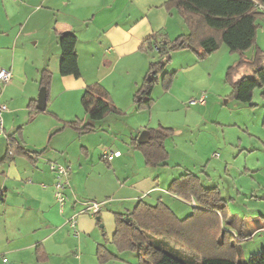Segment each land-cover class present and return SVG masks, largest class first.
I'll return each instance as SVG.
<instances>
[{
  "label": "crops",
  "instance_id": "crops-1",
  "mask_svg": "<svg viewBox=\"0 0 264 264\" xmlns=\"http://www.w3.org/2000/svg\"><path fill=\"white\" fill-rule=\"evenodd\" d=\"M167 1L0 0V70L12 75L0 87V104L7 107L0 115V264H98L99 245L117 258L108 264L134 263L135 253L121 260L110 241L103 244L85 205H101L99 219L108 225V235H114L111 220L115 214L130 213L127 206L166 205V187L180 175L191 173L201 181L188 169L169 172L167 162L147 167L134 144L137 135L150 129L145 125L153 123L157 106L137 111L133 104L148 63L157 54L143 52L141 45L155 35L172 40L188 34L175 9L165 6ZM67 33L77 38L79 79L59 74V36ZM44 70L51 75L48 102L44 112L33 115L27 106L36 102ZM184 70L180 66L174 72ZM93 84L105 89L121 113L96 122L89 134L61 127V122L87 123L80 99ZM171 91L172 86L167 94ZM67 96L75 103H63ZM175 98L183 102L189 97ZM136 117L137 122H127ZM12 135L24 151L40 155L31 158L17 152L8 158L7 137ZM51 164L69 170L62 209Z\"/></svg>",
  "mask_w": 264,
  "mask_h": 264
},
{
  "label": "trees",
  "instance_id": "trees-1",
  "mask_svg": "<svg viewBox=\"0 0 264 264\" xmlns=\"http://www.w3.org/2000/svg\"><path fill=\"white\" fill-rule=\"evenodd\" d=\"M165 6L175 9L186 25L188 34L173 41L159 35L146 39L141 45V50L149 54L156 49L160 57L166 56L169 51L190 50L199 58H203L216 52L221 44L231 53L243 54L254 44L255 21L259 17H264V0H168ZM76 44L77 38L73 34L59 36L61 77L71 76L79 79L81 76ZM257 63L258 58L253 61L243 58L227 70V80L232 85V95L241 104H249L253 91L257 87H264V65L258 66ZM158 65L153 62L149 64L147 77L135 95L138 111L149 110L153 104L151 92L153 83L156 82L155 68ZM240 69H250L252 76L235 78ZM173 76L174 73L164 75L163 85L166 90L169 89ZM50 82L51 75L44 70L39 85L40 88L45 89L46 103ZM80 105L87 117V123L77 120L63 124L64 128L73 129L80 134L92 133L96 122L111 114L121 113L99 84L86 87ZM35 106V101L28 103L29 113L33 115L42 113L36 111ZM166 131L168 130L164 128L148 130L149 140L145 144L134 141L135 148L142 154L147 167L165 166L168 158L164 147ZM7 142L10 151L8 158L17 152L31 158L40 155V153L24 151L13 135L7 137ZM167 192L184 197L189 202L193 200L199 203V207L193 208L192 214L182 220L161 202L154 206L138 202L130 213L115 214L116 230L111 243L117 252L135 253L137 264H242L231 256L232 236L219 229L217 217L226 214V204L222 203L213 191H205L197 176L186 173L172 180ZM94 217L102 231L98 214ZM124 218L127 223H124ZM102 237L105 244L107 242L105 235L103 234ZM166 238L181 243L200 256L201 261L195 262L189 255L170 246ZM227 250H230V254L226 252ZM96 260L98 264H104L116 261L117 258L103 245H99L96 249ZM243 264H264V252L250 256Z\"/></svg>",
  "mask_w": 264,
  "mask_h": 264
},
{
  "label": "rangeland",
  "instance_id": "rangeland-1",
  "mask_svg": "<svg viewBox=\"0 0 264 264\" xmlns=\"http://www.w3.org/2000/svg\"><path fill=\"white\" fill-rule=\"evenodd\" d=\"M255 27L254 44L243 54L231 53L221 44L216 52L203 58L190 50L183 54L181 51H169L164 57L154 54L147 66L148 71L151 62L160 64L155 68L156 82L151 92L152 107L157 103L153 123L145 126L150 128L148 130H168L164 147L168 154L169 172L177 170L178 174L179 170L188 169L197 173L204 190L213 191L226 204V214L217 217L219 229L232 236L231 256L242 264L250 256L264 252V87L253 91L249 104H241L232 95L227 70L243 58L247 61L258 58L257 65H264V19L258 18ZM180 66L185 70L174 72ZM147 71L142 82L147 77ZM173 73L169 86V89L172 86V91L168 95L169 89L166 90L163 85L164 75ZM243 76H252L250 69L238 70L235 78ZM182 94L189 98L177 101L175 97H182ZM201 96L205 97L204 105L189 106L191 100H198ZM66 102L75 103V100L67 96L63 103ZM129 121L137 122L138 117L128 118ZM63 124L61 122V127ZM216 154L218 157H213ZM169 196H164L163 201L180 220L191 215L193 208L199 207L196 202L193 207V200L189 202L173 193ZM126 208L131 212L134 205ZM111 221L115 225L114 216ZM123 221L127 223L126 218ZM100 226L102 231H98L102 241L104 234L105 244H109L113 235H108L106 223L101 221ZM165 240L177 248H186L174 239ZM117 253L123 256L121 260H128L132 252ZM186 255L192 259L201 258L190 250ZM122 263L137 264V261Z\"/></svg>",
  "mask_w": 264,
  "mask_h": 264
},
{
  "label": "built area",
  "instance_id": "built-area-1",
  "mask_svg": "<svg viewBox=\"0 0 264 264\" xmlns=\"http://www.w3.org/2000/svg\"><path fill=\"white\" fill-rule=\"evenodd\" d=\"M12 78L11 72L9 70L1 69L0 70V86H5L10 82ZM205 104V97L201 96L198 100H191L189 102V106L194 105H204ZM7 111V107L3 104H0V115L2 112ZM8 144V142H7ZM113 156L117 157L119 156V153L113 154ZM216 156V155H215ZM49 169L52 173L56 175V183L54 185L55 189V197L60 205V209L63 207L64 203V197H63V191L67 186V183L65 182V179L68 176L69 170L63 166L57 165V164H51L49 165ZM194 204V203H193ZM100 204L96 202L87 203L85 205V212L89 213L91 215H96L100 211ZM74 219H70L69 225L71 227L74 226Z\"/></svg>",
  "mask_w": 264,
  "mask_h": 264
},
{
  "label": "water",
  "instance_id": "water-1",
  "mask_svg": "<svg viewBox=\"0 0 264 264\" xmlns=\"http://www.w3.org/2000/svg\"><path fill=\"white\" fill-rule=\"evenodd\" d=\"M46 108V92L44 88H41L38 92L37 98H36V106L35 109L38 112H44ZM149 140V133L147 131H143L140 133L137 143L138 144H145Z\"/></svg>",
  "mask_w": 264,
  "mask_h": 264
}]
</instances>
